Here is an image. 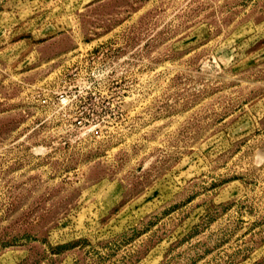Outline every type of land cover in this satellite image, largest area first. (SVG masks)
Instances as JSON below:
<instances>
[{"label":"rangeland","instance_id":"rangeland-1","mask_svg":"<svg viewBox=\"0 0 264 264\" xmlns=\"http://www.w3.org/2000/svg\"><path fill=\"white\" fill-rule=\"evenodd\" d=\"M0 264H264V0H0Z\"/></svg>","mask_w":264,"mask_h":264}]
</instances>
